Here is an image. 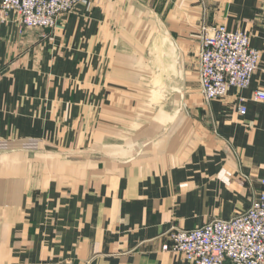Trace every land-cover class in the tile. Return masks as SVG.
Wrapping results in <instances>:
<instances>
[{
  "label": "crops",
  "instance_id": "obj_1",
  "mask_svg": "<svg viewBox=\"0 0 264 264\" xmlns=\"http://www.w3.org/2000/svg\"><path fill=\"white\" fill-rule=\"evenodd\" d=\"M89 1L54 30L0 20V264H188L162 249L173 229L264 191V0ZM218 25L262 57L208 104L198 54Z\"/></svg>",
  "mask_w": 264,
  "mask_h": 264
},
{
  "label": "built area",
  "instance_id": "obj_2",
  "mask_svg": "<svg viewBox=\"0 0 264 264\" xmlns=\"http://www.w3.org/2000/svg\"><path fill=\"white\" fill-rule=\"evenodd\" d=\"M89 0H0V20L30 30H54L60 20L88 6ZM198 54L199 84L206 103L226 100L232 90L250 88L262 54L251 46L246 31L225 25L204 28ZM264 101V91L254 93ZM238 113L248 112L240 99ZM264 185V180L261 181ZM163 251L182 256L188 264H264V191L251 207L227 220L218 219L193 230L173 229Z\"/></svg>",
  "mask_w": 264,
  "mask_h": 264
},
{
  "label": "rangeland",
  "instance_id": "obj_3",
  "mask_svg": "<svg viewBox=\"0 0 264 264\" xmlns=\"http://www.w3.org/2000/svg\"><path fill=\"white\" fill-rule=\"evenodd\" d=\"M261 52V51H260ZM261 54H262V52H261ZM260 66V65H259ZM259 69V68H258Z\"/></svg>",
  "mask_w": 264,
  "mask_h": 264
}]
</instances>
